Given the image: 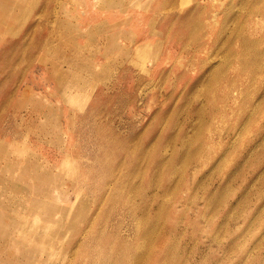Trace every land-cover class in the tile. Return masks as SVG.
<instances>
[{
    "label": "rangeland",
    "instance_id": "1",
    "mask_svg": "<svg viewBox=\"0 0 264 264\" xmlns=\"http://www.w3.org/2000/svg\"><path fill=\"white\" fill-rule=\"evenodd\" d=\"M0 264H264V0H0Z\"/></svg>",
    "mask_w": 264,
    "mask_h": 264
},
{
    "label": "bare ground",
    "instance_id": "2",
    "mask_svg": "<svg viewBox=\"0 0 264 264\" xmlns=\"http://www.w3.org/2000/svg\"><path fill=\"white\" fill-rule=\"evenodd\" d=\"M241 10H242V9H241ZM227 27H228V25H227ZM236 31H237V30H236ZM225 41H226V40H225ZM245 41H246V40H245ZM256 41H257V40H256ZM247 44H248V43H247ZM247 44H246V45H247ZM250 46H251V45H249V47H250ZM222 47H223V46H222ZM245 47H246V46H245ZM249 47H248V48H249ZM253 50H254V49H253ZM228 52H229V51H228ZM244 55H245V54H244ZM229 57H230V56H229ZM241 58H242V57H241ZM245 58H246V57H245ZM225 59H226V57H225ZM240 60H241V59H240ZM243 60H245V59H243ZM245 61H246V60H245ZM243 63H244V61H243ZM226 65H227V64H226ZM219 66H220V65H219ZM216 68H217V67H216ZM216 68H215V69H216ZM223 70H226V68H224ZM215 75H216V74H215ZM215 75H214V76H215ZM202 86H203V85H202ZM202 89H203V88H202ZM256 105H257V104H256ZM204 107H205V106H204ZM255 108H256V107H255ZM203 113H204V112H203ZM120 141H121V140H120ZM120 146H121V145H120ZM111 147H113V145H112ZM121 147H122V146H121ZM114 149H115V147H114ZM118 149H119V148H118ZM186 153H187V152H186ZM164 160H165V159H164ZM163 162H164V161H163ZM186 162H187V161H186ZM170 164H171V163H170ZM170 164H169V165H170ZM162 168H163V167H162ZM113 175H114V174H113ZM258 176H259V175H258ZM113 178H114V177H113ZM211 200H212V199H211ZM121 248H122V247H121ZM122 252H123V251H122ZM118 253H119V252H118Z\"/></svg>",
    "mask_w": 264,
    "mask_h": 264
}]
</instances>
